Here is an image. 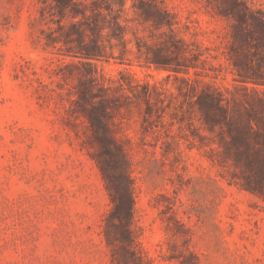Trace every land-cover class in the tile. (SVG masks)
Listing matches in <instances>:
<instances>
[{"label": "rangeland", "instance_id": "1", "mask_svg": "<svg viewBox=\"0 0 264 264\" xmlns=\"http://www.w3.org/2000/svg\"><path fill=\"white\" fill-rule=\"evenodd\" d=\"M165 1L183 20H198L206 45L223 49L227 21L212 15L208 0ZM252 1L264 8V0ZM38 7V0H0V264H111L102 233L109 196L83 147L88 131L68 110L73 80L53 74L69 58L33 41ZM128 57L129 64L96 65L111 76L127 70L150 82L164 78V71ZM219 62V74L200 78L232 87L230 67L221 56ZM22 69L43 80L42 97ZM117 130L129 143L131 229L147 264H179L168 255L187 250L196 264H264L261 198L229 182L202 148L181 142L180 154L163 156L159 146L143 144L136 113Z\"/></svg>", "mask_w": 264, "mask_h": 264}, {"label": "trees", "instance_id": "2", "mask_svg": "<svg viewBox=\"0 0 264 264\" xmlns=\"http://www.w3.org/2000/svg\"><path fill=\"white\" fill-rule=\"evenodd\" d=\"M38 2L33 41L69 58L53 74L73 80L68 110L88 131L83 147L109 196L102 233L111 264H147L131 229L135 197L129 143L117 130L131 113L138 116L143 144L159 146L163 156L180 154L181 142L202 148L226 170L229 182L264 201L263 7L252 0H208L212 15L227 21L218 52L199 38L204 31L197 19L183 20L165 0ZM130 54L140 66L164 71V78L150 82L127 70L111 76L96 65L110 59L129 64ZM220 56L230 67L232 87L200 78L219 74ZM32 74L28 79L38 82L34 88L42 97L45 84L36 71ZM168 259L197 263L190 250Z\"/></svg>", "mask_w": 264, "mask_h": 264}]
</instances>
